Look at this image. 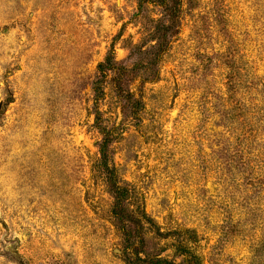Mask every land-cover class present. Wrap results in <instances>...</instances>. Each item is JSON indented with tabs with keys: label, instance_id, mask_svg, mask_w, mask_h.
I'll return each mask as SVG.
<instances>
[{
	"label": "rangeland",
	"instance_id": "obj_1",
	"mask_svg": "<svg viewBox=\"0 0 264 264\" xmlns=\"http://www.w3.org/2000/svg\"><path fill=\"white\" fill-rule=\"evenodd\" d=\"M127 260L264 264V0H0V264Z\"/></svg>",
	"mask_w": 264,
	"mask_h": 264
},
{
	"label": "trees",
	"instance_id": "obj_2",
	"mask_svg": "<svg viewBox=\"0 0 264 264\" xmlns=\"http://www.w3.org/2000/svg\"><path fill=\"white\" fill-rule=\"evenodd\" d=\"M110 59L106 58L105 62L100 65V70L109 67ZM99 152L101 154L102 164L106 170V184L110 194L114 199L113 214L115 217L124 220L129 218L125 212L124 204L127 198V190L118 183L116 177L114 176L113 170L107 164V150L105 149L104 142L100 145ZM127 264H132L127 260Z\"/></svg>",
	"mask_w": 264,
	"mask_h": 264
}]
</instances>
